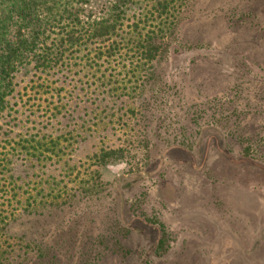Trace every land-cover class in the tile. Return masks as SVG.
I'll use <instances>...</instances> for the list:
<instances>
[{
  "label": "rangeland",
  "instance_id": "obj_1",
  "mask_svg": "<svg viewBox=\"0 0 264 264\" xmlns=\"http://www.w3.org/2000/svg\"><path fill=\"white\" fill-rule=\"evenodd\" d=\"M89 1L93 17L107 8ZM153 1H134L113 58L98 55L111 40L86 42L56 68L16 73L0 119V251L20 252L17 262L264 264V0H174L185 43L209 48L135 71V48L122 39L130 27L163 28ZM209 64L228 75H208ZM152 66L164 82L151 80ZM158 84L172 89L165 126L160 111H144ZM221 111L227 120L217 124L210 115ZM148 219L165 227L162 257ZM31 242L48 256L23 255Z\"/></svg>",
  "mask_w": 264,
  "mask_h": 264
},
{
  "label": "trees",
  "instance_id": "obj_2",
  "mask_svg": "<svg viewBox=\"0 0 264 264\" xmlns=\"http://www.w3.org/2000/svg\"><path fill=\"white\" fill-rule=\"evenodd\" d=\"M134 1L108 0L107 8L102 11V15L93 17L92 13L86 11L87 6L90 5L89 0H0V119L8 107V98L14 92L15 75L24 65L46 70L56 68L62 65L63 59L68 52L86 42L95 44L111 40L112 44L108 47V50L99 52L98 55L111 59L119 54L116 38H120L118 32L123 26V21L128 11L136 4ZM185 1L188 5L192 3L191 0ZM153 3L151 10L157 14V21L163 28L142 34V32L138 33L137 26H134V28L130 27L131 30L125 33L126 38L122 39V41H128L135 48V59H137V63H140L135 71L143 70V67L147 64L153 65L155 63L154 66H160L161 62L175 53H186V51L209 48L208 45L201 43L196 45L185 43L182 36V17L177 19L171 14L172 8H174L173 5H175L174 0H154ZM58 28H62L61 36H63L60 40L53 39L51 36ZM214 65L209 64L206 66L205 69L208 70V75L214 72L217 73L216 70L220 74L228 75L222 70L215 69L216 64ZM131 66L135 65L131 63ZM151 69L152 71L149 73L150 76L152 74L151 80L153 82H164V79H160L156 74L153 66ZM141 86L138 87L139 90L147 87L145 85ZM165 88L172 90L170 86L168 87L164 84H158L155 89L150 90L149 94L152 101L150 100L148 104L151 106H147L144 110L149 112L147 110L149 108V110L156 113L160 111L161 114H159L160 119L158 121L164 126L166 118L163 116L162 106L166 101L172 102L171 99H173L171 95H167ZM223 98H226V95ZM205 100L208 101L206 104L214 103L216 97ZM208 110L210 108L199 112L208 113ZM194 113L195 116L191 115L187 121L189 126H197L198 124L197 115L199 116V114L196 111ZM225 113L222 111L218 112L219 117H217L216 113L212 112L210 118H215V123L219 124L227 120L224 116ZM171 114L173 113L169 112V115ZM229 114L237 119L241 116V113L237 111H232ZM149 117L151 118L153 115L150 114ZM168 126L170 124L167 122L166 127ZM178 129L179 132L180 130L186 132L189 128L179 127ZM246 150L245 148L243 149L242 157L247 160L252 159ZM112 153L117 154L116 159L122 158V153ZM38 154L41 157V154ZM102 159V162L110 160L108 155L103 156ZM105 159L107 160L105 161ZM147 221L159 226L160 239L156 246V252L161 254L162 257L165 253L164 244L167 238L165 227L156 219H148ZM6 232L15 233L17 229L8 228ZM130 234L131 230H125L126 236ZM115 242L119 243L118 240ZM33 243L26 245L28 251L25 250L23 255L34 252V257L38 261L48 256V251L44 248L41 249L39 246L31 248ZM128 253L125 252L126 256ZM156 256L160 257V255ZM21 257L20 252L19 255L13 258L10 253L0 251V264H22L21 261H16ZM52 258L59 262L57 256L52 255ZM143 264H150V262L145 261Z\"/></svg>",
  "mask_w": 264,
  "mask_h": 264
},
{
  "label": "crops",
  "instance_id": "obj_3",
  "mask_svg": "<svg viewBox=\"0 0 264 264\" xmlns=\"http://www.w3.org/2000/svg\"><path fill=\"white\" fill-rule=\"evenodd\" d=\"M264 234V233H263Z\"/></svg>",
  "mask_w": 264,
  "mask_h": 264
}]
</instances>
